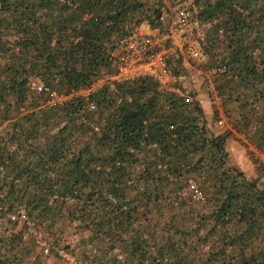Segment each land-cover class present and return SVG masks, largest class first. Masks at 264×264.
<instances>
[{"label": "trees", "instance_id": "1", "mask_svg": "<svg viewBox=\"0 0 264 264\" xmlns=\"http://www.w3.org/2000/svg\"><path fill=\"white\" fill-rule=\"evenodd\" d=\"M166 6L0 0V264H23L39 239L79 264H264L263 174L231 163L232 134L213 129L214 106L212 124L196 93L149 76L91 92L93 111L78 95L114 73L117 43L134 27L164 30ZM195 7L203 77L227 120L264 150V0ZM168 68L188 74L178 53ZM51 94L67 99L52 105Z\"/></svg>", "mask_w": 264, "mask_h": 264}, {"label": "built area", "instance_id": "2", "mask_svg": "<svg viewBox=\"0 0 264 264\" xmlns=\"http://www.w3.org/2000/svg\"><path fill=\"white\" fill-rule=\"evenodd\" d=\"M195 0H178L175 7V19L171 24L167 36L170 41V50L182 51L181 44L185 43L190 51L191 57L194 61L205 62L207 60L205 47V31L200 28V22L195 14ZM149 26V25H148ZM150 27V26H149ZM140 27L132 29L131 36L120 40L117 43L116 51L113 53L112 64L116 76L106 79V84H110L114 89V82H125L137 79L139 77L149 76L153 78L159 85L165 89L174 91L175 85L180 83L181 79L174 77L168 68V56L163 52L154 53L152 51L154 41L149 34L143 32ZM179 48V49H178ZM210 75V76H209ZM211 74H208V84L210 87L214 86L212 83ZM192 83L198 82L196 76L190 78ZM94 84L90 89H84L88 92L83 96L86 97L89 110L93 111L96 106L89 100L91 92L96 91L98 85L100 88L104 84ZM39 92L44 90L42 85H35ZM47 90V89H46ZM91 90V91H90ZM179 93L180 91L177 90ZM215 92V91H214ZM52 100L50 104L62 103L67 98L51 94ZM63 99V100H59ZM219 125L225 126L227 120L226 112L222 109V117H220ZM189 187L193 192L194 199L197 201L204 200L202 192L193 180L189 181ZM22 223L28 222V216L25 211L20 214ZM35 236L37 234L35 233ZM38 244L44 253H49L47 244L38 240ZM64 255V253H62Z\"/></svg>", "mask_w": 264, "mask_h": 264}, {"label": "rangeland", "instance_id": "3", "mask_svg": "<svg viewBox=\"0 0 264 264\" xmlns=\"http://www.w3.org/2000/svg\"><path fill=\"white\" fill-rule=\"evenodd\" d=\"M164 2L167 5L165 7L166 15L164 18V30L163 31L152 30L148 26V23H144L142 25L141 30L143 32L149 34V36H151V38L153 39L154 45H153L152 51L154 53L163 52V53L167 54L168 58H170L173 54L178 53L184 58V66L188 70V74H187V76H184V77L182 76L180 78L181 80H180L179 84L182 85V87H184L186 90H189V91L196 93V95L198 96V99L201 101V103L202 104L205 103V106H206V107L204 106L205 111H206L207 115L209 116V119H211V121H212V119H213L212 112L214 113V109H213V101L214 100L211 99V97H212L211 95L215 91V86H212L214 88L212 90V88L210 87V84L208 85L207 80L203 77L202 69H203V65L205 64V62L201 63V62L194 61L193 58L191 57L190 51L188 50V47L185 43L182 42V44H181L182 51H174L172 49L170 50L171 45L169 43L170 41L168 40L169 36H167V34H168V31L171 27V24L173 23V21L175 19L176 2L173 3V2H170L168 0H164ZM194 75L196 76V78L198 80V82H196V83H192L190 81V78ZM115 76H116V73L114 70V73H104L102 78H100L98 81L102 82L100 84H104V83L106 84V81H107L106 79L113 78ZM98 81L95 84H97ZM95 86L97 87V89L100 88L98 85H95ZM87 92H88L87 90L81 91L78 95H84ZM59 100H63V99H59ZM225 122L228 123V120H225ZM213 129L215 131H222V129H225V127L222 128V126L219 125V123H216V125L213 126ZM240 143L241 142L237 141V138H236V140L233 139V142H232V145H234L233 149H232L233 152H235L239 149L237 145H240ZM229 147H228V149H230ZM246 160L247 161L249 160V163L248 162L246 163L249 167H251L252 165L254 166V169H255L257 175H258V173L260 174V172L258 170H261V172L263 174V175H261L262 176L261 181L264 182V150H260L259 148H254V149L250 150V153L248 151ZM231 163L233 165H235L234 164L235 163L234 158L231 159ZM168 215H169L168 212H166V217H168ZM25 239L27 242L30 241V243L33 244L34 238L30 234L26 233ZM78 240H77V238H72V240L69 242V244H71L73 246L77 245L78 250L80 251L81 246H78ZM47 246L50 249L49 253H47V254L44 253L41 248L33 247L31 255H29L27 257L26 261L23 264H77V263L79 264L80 263L79 261L77 262V259L74 256H72L69 253H67L66 251L62 250V248L54 249L53 246H51V244L49 242L47 243ZM62 253H64V255Z\"/></svg>", "mask_w": 264, "mask_h": 264}, {"label": "crops", "instance_id": "4", "mask_svg": "<svg viewBox=\"0 0 264 264\" xmlns=\"http://www.w3.org/2000/svg\"><path fill=\"white\" fill-rule=\"evenodd\" d=\"M212 90L214 89L213 87H211ZM211 99H213V106L217 109V111L219 112V116L222 117V105H221V101L220 99L218 98L217 94L216 93H213L212 94V97ZM203 107L205 106V103L202 104ZM206 107V106H205ZM205 110V108H204ZM206 112V111H205ZM213 112H212V116H213ZM207 115V113H206ZM207 119L210 123H212L211 119H209V116L207 115ZM213 124V123H212ZM211 124V126H212ZM215 125V124H214ZM213 125V126H214ZM225 127V129H222V131H215L217 134H220V133H223L225 131H229L231 134H232V138L228 141V146H227V150H228V153L230 154V158L235 160V165L237 167H239L242 171H244L246 174H247V177L249 178H256L257 177V173L254 169V166L252 165L251 167H249L246 163L248 162L249 163V160L247 161V154H248V151L250 153V150L254 149V148H258L252 138H250V136H248V138L245 136L246 134H244L243 132H240L238 130H236L234 128V124L230 121H228V123H226L225 126H222V128ZM237 138V141L238 142H241L240 145H237L238 146V150L233 152L232 149H233V146L232 145V142H233V139L236 140ZM230 146V147H229ZM228 147L230 149H228ZM248 172V173H247Z\"/></svg>", "mask_w": 264, "mask_h": 264}]
</instances>
